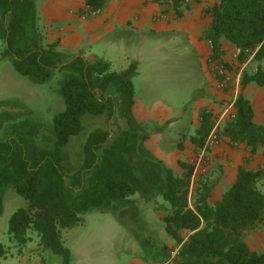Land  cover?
Listing matches in <instances>:
<instances>
[{"label": "trees", "instance_id": "obj_1", "mask_svg": "<svg viewBox=\"0 0 264 264\" xmlns=\"http://www.w3.org/2000/svg\"><path fill=\"white\" fill-rule=\"evenodd\" d=\"M105 2L87 0L93 9L103 8ZM165 2L181 6L180 0ZM0 8L4 20L10 16L0 25V33L12 54L14 69L34 83H45L56 72L62 73L58 91L65 105L53 118L47 144L37 138L33 121L27 119L9 122L11 134L0 139V216L4 186L13 185L29 202L28 208L13 214L9 226L21 251L33 230L62 257L63 264H72L61 230L79 225L91 209L110 204L120 209L131 196L141 193L162 195L171 206L164 221L169 237L180 247L174 264H264V251L253 250L245 240L246 232L264 225L263 168L240 167L236 181L219 200H213V187L206 179L200 177L192 188L193 163H181L184 172L177 174L145 146L149 134L132 110L135 67L118 73L103 59L89 61L79 55L62 60L57 43L44 48L28 35L29 24L35 20L32 0H0ZM206 12L211 21L205 37L213 44V57H221L226 46L241 50L239 62L254 53L257 71L245 70L242 89L252 82L264 87V0H219ZM111 89L121 96L122 127L114 137L108 129L91 131L79 168L69 174L63 151L84 131L86 116L114 118L117 106ZM214 124L213 115L204 114L193 137L198 148ZM2 126L0 122V130ZM222 134L237 145L264 147V127L254 121L253 106L242 93L235 103V117L226 120ZM0 255L6 257L1 246Z\"/></svg>", "mask_w": 264, "mask_h": 264}, {"label": "crops", "instance_id": "obj_2", "mask_svg": "<svg viewBox=\"0 0 264 264\" xmlns=\"http://www.w3.org/2000/svg\"><path fill=\"white\" fill-rule=\"evenodd\" d=\"M218 1L193 0L191 4L179 8L165 0H106L100 14L83 19L80 11L87 0H38L37 3L33 1L34 22L44 36V45L57 43L56 51L68 60L79 55L89 61L103 59L118 73L132 66L136 68V73L142 68L145 55L159 50V62L162 61L164 68L175 65L179 57H185L188 64L191 61L190 68H185L192 77L198 78L199 84L188 104L182 105L175 113L147 110L148 107L139 105L132 80L135 88L132 110L136 120L149 134L145 146L157 160L175 173L182 174L184 170L180 164H192L198 154L199 148L193 137L201 126L204 114H212L216 120L240 93L251 102L254 121L264 127V87L252 82L238 91L221 90L209 72L207 60L212 51L205 32L211 20L206 10ZM176 9H179L177 14ZM161 12H167L168 18L155 20ZM183 43H188L194 54L188 55L181 50ZM233 48L226 46L222 55L227 62H233ZM171 56H175V61L169 60ZM254 63L251 62L250 66ZM175 71L176 68L169 72ZM113 97L119 108L122 102L120 94L114 93ZM225 122L220 128L221 142L209 150L211 162L208 173L192 179V188L200 177L208 180L213 187V200H219L224 191L234 184L240 167L264 169V147L254 149L243 143L235 145L222 134ZM245 240L253 250L264 251V225L246 232ZM45 249L50 248L41 239L35 247L29 248L27 244L21 251L23 264L42 263L41 259L30 261L29 258L40 255Z\"/></svg>", "mask_w": 264, "mask_h": 264}, {"label": "rangeland", "instance_id": "obj_3", "mask_svg": "<svg viewBox=\"0 0 264 264\" xmlns=\"http://www.w3.org/2000/svg\"><path fill=\"white\" fill-rule=\"evenodd\" d=\"M33 1L37 3L38 0ZM9 18L7 16L4 20L0 8V25H4ZM30 24L28 35L48 48L42 41L44 36L37 24L34 21ZM182 49L188 55L194 54L188 43H183ZM160 52L147 53L142 68L133 74L132 80L137 89L139 105L148 107L147 110L175 113L192 99L199 81L185 68L189 67L191 61L188 64L185 57H179L175 65L164 68L162 61L159 62ZM60 56L62 60H68ZM174 57L171 56L169 60L175 61ZM12 60L8 44L0 33V122H3L0 139L11 134L13 128L9 122L27 119L33 121L37 138L45 139L47 144L53 118L65 106L58 91L62 73L56 72L45 83H34L14 69ZM251 66L255 67L257 63ZM175 68L177 71L169 72ZM110 91L116 93L115 89ZM84 125V131L73 137L63 151L64 167L69 174L79 168L83 159V146L91 131L108 129L114 137L121 129L118 106L110 121L105 115H88L84 118ZM1 194L3 212L0 216V246L6 251V257L0 255V264H23L21 249L13 242L9 226L13 214L20 208H28L29 202L15 191L13 185L4 186ZM170 211L171 206L162 195L150 197L136 193L120 209L110 204L87 211L79 225L62 229L60 236L64 247L70 251L72 264H174L175 251L179 246L169 237L164 221ZM29 236L31 240L28 247H35L40 242L39 236L33 230H29ZM34 259H41L43 264L63 263L62 257L51 249L29 258L30 261Z\"/></svg>", "mask_w": 264, "mask_h": 264}, {"label": "built area", "instance_id": "obj_4", "mask_svg": "<svg viewBox=\"0 0 264 264\" xmlns=\"http://www.w3.org/2000/svg\"><path fill=\"white\" fill-rule=\"evenodd\" d=\"M148 1H157V0H148ZM193 0H180L181 6H186L192 3ZM180 8V7H179ZM103 8L93 9L88 3L80 11L81 17L86 19L90 16L100 14ZM179 10V9H178ZM178 10L176 9L175 13L177 14ZM167 12H161L155 16V20L163 21L168 18ZM212 53L207 60L208 69L210 74L216 80V86L221 90L228 91H238L242 88V80L244 77V72L247 68H250L252 72L257 71V66H250V63L253 61L254 53L244 61L239 62V56L241 50L239 48H233L231 57L233 62H227L224 57H213V44L208 40ZM237 99H234L228 106V108L215 120V124L211 132L209 133L206 141L202 147L199 148L196 158L193 160L194 165V174L193 178L207 174L209 171V165L211 162V157L209 150L214 146L218 145L221 142L220 128L223 121L235 117V103ZM236 145V143H235ZM180 247L175 251V255L179 253Z\"/></svg>", "mask_w": 264, "mask_h": 264}, {"label": "water", "instance_id": "obj_5", "mask_svg": "<svg viewBox=\"0 0 264 264\" xmlns=\"http://www.w3.org/2000/svg\"><path fill=\"white\" fill-rule=\"evenodd\" d=\"M36 211H37V209H34V210L32 211V213L34 214Z\"/></svg>", "mask_w": 264, "mask_h": 264}]
</instances>
